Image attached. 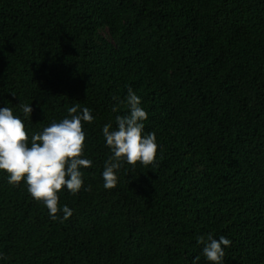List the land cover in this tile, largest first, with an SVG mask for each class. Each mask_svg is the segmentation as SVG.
<instances>
[{
  "label": "trees",
  "instance_id": "trees-1",
  "mask_svg": "<svg viewBox=\"0 0 264 264\" xmlns=\"http://www.w3.org/2000/svg\"><path fill=\"white\" fill-rule=\"evenodd\" d=\"M129 87L158 156L105 189L101 130ZM22 103L33 131L92 110L90 190L52 220L0 172V264H210L208 233L232 241L224 264H264V0H0V107Z\"/></svg>",
  "mask_w": 264,
  "mask_h": 264
},
{
  "label": "clouds",
  "instance_id": "clouds-1",
  "mask_svg": "<svg viewBox=\"0 0 264 264\" xmlns=\"http://www.w3.org/2000/svg\"><path fill=\"white\" fill-rule=\"evenodd\" d=\"M120 103L126 105L127 114L117 115L115 126L108 122L101 130L104 146L109 150L101 173L105 189L116 187L124 164H153L160 147L155 132L145 131L148 113L137 92L129 87ZM20 108L23 116L12 107H0V172L6 173L10 185L25 184L32 198L47 208L52 220H67L73 210L59 203V193L90 190V186L84 185L82 169L91 167L93 161L85 154L83 125L92 123L95 117L88 107L72 105L66 108L63 118L33 131L27 126L32 104L22 103ZM112 111L118 112V105H113ZM197 243L203 245L202 254L210 264H224L226 249L232 241L224 235L216 238L208 233L198 236ZM0 259L6 257L0 253ZM199 260V256L195 257L192 264H199Z\"/></svg>",
  "mask_w": 264,
  "mask_h": 264
}]
</instances>
